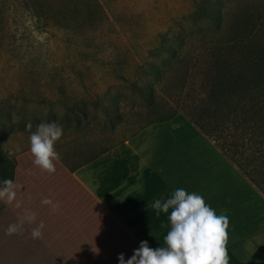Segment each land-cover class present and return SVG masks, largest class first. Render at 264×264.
<instances>
[{
  "label": "rangeland",
  "instance_id": "1",
  "mask_svg": "<svg viewBox=\"0 0 264 264\" xmlns=\"http://www.w3.org/2000/svg\"><path fill=\"white\" fill-rule=\"evenodd\" d=\"M37 1L42 16H35L23 0H0V110L32 125L55 115L62 128L65 108L86 113L91 142L96 129L97 151L159 117L146 113L144 99L132 85L154 88L163 106L158 114L191 117L209 74L205 55L215 42L249 31L264 41V0ZM154 68L160 71L155 76ZM14 135L6 139L7 154L29 143V134ZM78 136L86 144L88 129ZM54 164L56 171L44 178L53 204L70 212L65 221L75 212L82 237L89 236L83 230L89 225L97 227L101 238L120 232L83 192L72 196ZM87 249L80 253L88 254ZM95 252L109 251L97 245L90 250Z\"/></svg>",
  "mask_w": 264,
  "mask_h": 264
},
{
  "label": "crops",
  "instance_id": "2",
  "mask_svg": "<svg viewBox=\"0 0 264 264\" xmlns=\"http://www.w3.org/2000/svg\"><path fill=\"white\" fill-rule=\"evenodd\" d=\"M75 116L80 117L79 124L63 121V134L54 145L60 157L58 171L63 172L73 197L83 192L120 232L101 238L97 227L89 225L83 226L89 236L82 237L75 212L72 220L65 221L70 212L65 214L64 206L53 211L51 205L42 204L45 198L51 200L44 178L48 173L33 164L27 142L8 153L15 162L13 182L18 187L12 203L0 198V264H119L118 256L122 253L127 261L142 241L153 249L163 247L170 212L151 205L157 199L163 203L178 188L201 195L217 215L228 216L229 264H264V195L186 116L175 113L169 120L145 124L99 151L95 127L91 142L88 115L66 113L64 117ZM82 128L88 129L86 144L78 136ZM86 148L91 149L84 153ZM30 214L34 220L27 219ZM21 220L23 231L7 235L9 225ZM41 222V236L32 239V230ZM97 245L109 252L90 253ZM82 247L88 248V254L80 253Z\"/></svg>",
  "mask_w": 264,
  "mask_h": 264
},
{
  "label": "trees",
  "instance_id": "3",
  "mask_svg": "<svg viewBox=\"0 0 264 264\" xmlns=\"http://www.w3.org/2000/svg\"><path fill=\"white\" fill-rule=\"evenodd\" d=\"M23 1L35 16H42L37 0ZM257 35L255 31L234 33L215 42L205 55L209 74L203 95L193 104L194 115L186 117L203 135L215 141L224 157L264 195V41ZM159 72L154 68L152 74ZM132 86L144 99L146 113L159 116L147 124L174 116L175 112L158 114L163 113V106L157 102L153 87ZM72 110L65 108L66 113ZM80 120L79 116L62 117V121L77 125ZM53 121L56 116L50 115L48 122ZM37 124L34 121L32 126ZM26 125L24 119L15 121L0 110V182L14 177L15 162L5 150L6 139L26 131Z\"/></svg>",
  "mask_w": 264,
  "mask_h": 264
},
{
  "label": "clouds",
  "instance_id": "4",
  "mask_svg": "<svg viewBox=\"0 0 264 264\" xmlns=\"http://www.w3.org/2000/svg\"><path fill=\"white\" fill-rule=\"evenodd\" d=\"M26 128L31 130L29 122ZM63 128L56 122H41L29 137V151L33 156V164L49 174L56 171L54 161L60 159L54 145L60 140ZM19 151V148H17ZM0 187V198L6 197L12 203L16 196L17 185L11 179H4ZM44 205H51L52 210L58 204L45 198ZM151 207L169 213L170 230L165 237V246L151 248L147 241H142L132 256L125 261L124 255L118 256L119 264H229L227 241L229 218L217 215L215 210L205 203L204 198L178 188L163 203L157 199ZM34 220V214L27 216ZM44 224L33 229L31 238L41 236ZM23 231V220L11 224L6 230L7 235Z\"/></svg>",
  "mask_w": 264,
  "mask_h": 264
}]
</instances>
